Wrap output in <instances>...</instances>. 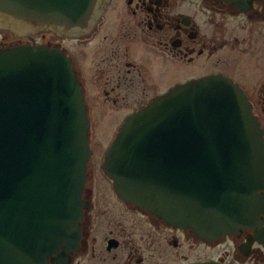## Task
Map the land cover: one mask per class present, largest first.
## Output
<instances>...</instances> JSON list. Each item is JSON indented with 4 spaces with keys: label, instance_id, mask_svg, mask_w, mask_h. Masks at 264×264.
I'll use <instances>...</instances> for the list:
<instances>
[{
    "label": "water",
    "instance_id": "water-1",
    "mask_svg": "<svg viewBox=\"0 0 264 264\" xmlns=\"http://www.w3.org/2000/svg\"><path fill=\"white\" fill-rule=\"evenodd\" d=\"M100 2L0 0V16L71 35L91 28ZM90 129L64 50L0 48V264L60 263L76 250ZM103 169L124 201L199 237L223 236L248 224L264 189V130L238 85L208 77L128 117Z\"/></svg>",
    "mask_w": 264,
    "mask_h": 264
},
{
    "label": "flooded vegetation",
    "instance_id": "flooded-vegetation-1",
    "mask_svg": "<svg viewBox=\"0 0 264 264\" xmlns=\"http://www.w3.org/2000/svg\"><path fill=\"white\" fill-rule=\"evenodd\" d=\"M37 36L27 32L24 39H4L0 46L41 44ZM57 37L60 41L44 44L62 47L72 57L87 98L95 71L112 72L104 83L103 100L115 105L124 98L134 105L122 116L115 111L121 123L177 85L219 76L243 90L264 130V0H101L88 31ZM69 38L78 46L90 43V77L84 66L90 65L88 59L82 60L76 48L71 50ZM136 47L140 58L134 56ZM158 64L186 76L158 89ZM120 127L102 154L93 150L88 163L83 193L87 207L76 250L62 262L49 264H264V189L258 192L248 224L227 235L199 237L191 229L170 225L124 201L103 170ZM93 134L92 130V145Z\"/></svg>",
    "mask_w": 264,
    "mask_h": 264
},
{
    "label": "rangeland",
    "instance_id": "rangeland-1",
    "mask_svg": "<svg viewBox=\"0 0 264 264\" xmlns=\"http://www.w3.org/2000/svg\"><path fill=\"white\" fill-rule=\"evenodd\" d=\"M125 20V18H124ZM27 31L26 28H19L13 25H9L7 22L0 24V42L3 41L4 39L7 42L13 43L16 39H24V36L26 35ZM47 36L44 39L41 34H34L38 35L37 40L39 43L44 44L48 40H51L52 42H57L60 41V39L51 33H46ZM103 34L102 36L99 37L98 42L103 41ZM66 44L73 51L74 48H76V51H78L81 54V58L83 59H88V62L90 65L88 66L86 63H84L85 69L87 71V76H91L92 73V65H91V58L89 60V53H90V43L88 41L84 42L81 45H76L73 43L72 38H69L66 41ZM134 56L137 58H140L141 56V50L139 47H136L133 50ZM105 57L108 56L106 53L104 55ZM86 61V60H85ZM81 65V64H80ZM154 74H156V82L154 85L159 89L164 88L167 86V84L172 83L173 81L176 80H181L186 76V73L179 72V70L175 67L166 65L161 67L159 64L157 65L156 69L154 70ZM89 76V77H90ZM104 76V81L100 80V77ZM113 74L110 72V70H102L100 71H95L94 73V79L89 81V87H88V95L89 97L87 98L88 106L90 109V117L92 121V130L94 132L93 137H94V142L92 145V149L95 150L98 154H102L104 149H106V146L111 142V140L114 137V134L117 131V128L122 124V118L121 116L124 115L125 113H129L134 105L129 104V101L126 99H122L123 101H119L118 104H112V103H107L103 100V90L105 89L104 83L106 82L107 78H112ZM114 78L111 80L113 83ZM103 81V82H102ZM113 85V84H112ZM111 87V86H110ZM141 87H146V85H141ZM109 88L108 90H110ZM117 94H120V91L117 92ZM116 95L113 94L112 97ZM121 100V99H120ZM115 111H118L121 116L120 117H115L114 114H116Z\"/></svg>",
    "mask_w": 264,
    "mask_h": 264
},
{
    "label": "bare ground",
    "instance_id": "bare-ground-1",
    "mask_svg": "<svg viewBox=\"0 0 264 264\" xmlns=\"http://www.w3.org/2000/svg\"><path fill=\"white\" fill-rule=\"evenodd\" d=\"M3 22L0 21V24H2Z\"/></svg>",
    "mask_w": 264,
    "mask_h": 264
}]
</instances>
